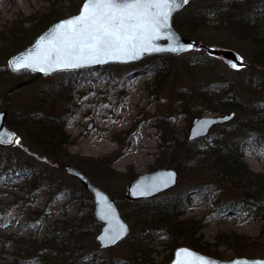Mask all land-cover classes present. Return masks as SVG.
<instances>
[{
    "label": "rangeland",
    "instance_id": "rangeland-1",
    "mask_svg": "<svg viewBox=\"0 0 264 264\" xmlns=\"http://www.w3.org/2000/svg\"><path fill=\"white\" fill-rule=\"evenodd\" d=\"M251 1L264 13V0ZM81 2L0 0V110H7V123L11 117L17 124L8 125L20 136L14 146L0 145V264H165L172 248L182 245L171 235L162 237L150 262L135 261L133 240L100 248L96 234L101 223L96 229L93 196L65 169L66 163L78 167L75 160L50 154L36 144L30 134L34 129L23 125L24 115L66 118L63 130L69 140L64 147L76 160L89 159V176L116 200L129 223L128 236L139 233L143 224L126 212L134 206L132 200H137L128 197L130 182L142 172L173 167L178 172L176 184L155 196L191 197V206L182 218L203 220L197 235L218 252L219 256H213L264 257V207L254 211L229 207L231 200H240V190L228 182L214 188L212 148L216 141L223 143L238 132L250 133L241 145L243 160L264 175L263 118L254 111L255 102L264 106V48L238 37L239 33L235 36L217 14L206 12L208 6L220 2L237 12V1L189 0L184 9L206 14V20H200L202 27L189 37L211 46H222L218 41L228 39V47L248 63L239 69L201 48L75 73L59 70L37 75L9 66V57L55 20L76 13ZM19 25L22 28L16 33L20 34L14 36L12 27ZM180 26L185 27L182 21ZM18 37L21 42L13 49L11 42ZM13 72L20 80L11 82ZM227 89L240 107L230 110L235 112L230 120L213 125L204 137L205 145L186 161L181 152L194 118L230 112L213 110L203 94ZM116 152L111 165H98L99 159L108 163L109 155ZM232 232L244 237H240L241 243H223L224 235Z\"/></svg>",
    "mask_w": 264,
    "mask_h": 264
},
{
    "label": "trees",
    "instance_id": "trees-1",
    "mask_svg": "<svg viewBox=\"0 0 264 264\" xmlns=\"http://www.w3.org/2000/svg\"><path fill=\"white\" fill-rule=\"evenodd\" d=\"M235 1H237L236 3L239 5L237 12L234 8H232V5L229 6L227 3L222 2L217 3L212 7L208 6V9H205H207V13L217 14L219 16V22L221 24H226V26L231 28V33L235 36L239 33L238 37L243 39L245 38L246 40H249V42L264 48V13L261 11V8L259 9V7L255 5V2L251 0ZM200 12L201 11H187L186 9L181 10L174 16L173 21L175 27L185 36L195 34V32L202 27L200 20H202V18L203 22L206 20V14L204 12H201V14ZM55 18H57V16H55ZM180 21L183 22L185 26L184 28L180 26ZM21 28V26L12 27V31L15 34L14 36L20 34L16 32H19ZM40 28L36 31L32 30V32L34 31L33 34L37 33ZM261 36L263 39H261ZM16 39L17 40H13L11 42L13 49L20 41L19 37ZM218 42L221 43L222 46L226 47H228L231 43L228 39L219 40ZM10 46L7 42L5 47L8 51L12 50ZM7 50L6 52H8ZM71 72L75 73L77 71L72 70ZM20 78L21 77L18 73L13 72L11 74V82H16L20 80ZM230 93L229 89H227L220 92L209 91L203 95L205 100L211 103L210 106L213 110L229 112L230 110L238 109L240 107L239 101L231 97L235 95L230 96ZM254 111L258 113V117L263 118L261 126L264 129V106H258L255 102ZM22 117L24 119L22 120L23 125H30V127L34 129L32 132L30 131V134L34 142L42 147L44 151L53 155L75 160V165L91 176L90 172L92 171L90 166H92V164L88 162L89 159L86 157H78L76 160L71 157L69 152L64 147V144H66L69 140L67 138L68 135H66L63 130V125L65 123L64 120H66L65 117L50 118L46 115L40 117L38 115H34L30 118L27 115H24ZM8 123L12 126L17 124L11 119V117L9 118ZM249 134V132H238L235 134L236 136L223 141V143H220L221 141H216V147H211L213 149L211 154L213 156L212 165L215 169L216 175L214 188H220L216 186H221V184L226 182L236 186L240 190L241 198L237 201L231 200L228 206H231L232 208L242 206L244 210L254 211L264 207V175L251 170L247 163L243 160L241 145ZM203 145H205L204 137L189 139L186 147L181 153L183 157L186 158V161L192 160L199 153L200 148ZM117 155V152L111 156L109 155V158H107L108 163H106L105 160L100 161L99 159L98 165H111ZM160 164L161 165L159 166H163V163ZM132 201L131 202L134 206L131 207L130 212H126H128L131 216L140 218L143 222L139 233L126 238L128 240H133L134 242L131 253L134 256L135 261L142 260L150 262L149 260H152V258L157 255V251L154 250V248L158 245V242L162 237L168 235H171L176 239L175 241L177 242V245L187 244L204 253L219 256L217 251L211 249V246L208 243L203 242L198 237L199 235H197L198 230H200V228L205 224L202 222L203 220L182 218L185 211L191 206L192 199L190 196L181 194H163ZM140 202L142 203V206L137 207ZM94 224L96 229H98L100 223L96 217ZM263 232L264 230H262V233ZM224 236L226 238L223 240V243H230L229 241L241 243L240 240L244 238L234 232L228 233ZM49 243L50 242L46 244ZM239 248L243 250V247ZM173 250L174 249L172 248L170 254L164 258L163 263L168 262L172 258ZM242 253L244 252L241 251L240 254ZM86 255L88 254L85 253V256Z\"/></svg>",
    "mask_w": 264,
    "mask_h": 264
},
{
    "label": "water",
    "instance_id": "water-1",
    "mask_svg": "<svg viewBox=\"0 0 264 264\" xmlns=\"http://www.w3.org/2000/svg\"><path fill=\"white\" fill-rule=\"evenodd\" d=\"M86 0H82L79 9L76 13L59 18L51 23L43 30L33 42L27 45L22 50L14 53L8 59L9 66L14 71L30 70L37 75L51 74L59 70H71L90 68L98 65H106L108 63H130L137 62L147 56L160 53H171L181 55L196 48H203L209 55L224 59L231 68L239 69L248 63L243 57L233 48L225 46H211L203 42H199L194 37H189L181 34L174 26L173 18L175 14L181 11L189 2L185 4L182 0H177V6L174 7L168 26L160 30L158 36L152 41V46L148 51L140 52L136 58H121V59H104L100 62L81 63L76 67H64L55 63H41L38 65L27 66L22 58L28 57L30 54L35 56L38 51H42L50 46V41L57 33V25L62 24L65 20L72 19L78 16L83 8ZM177 49L173 51L172 49ZM236 65V67H233ZM27 81L26 83L30 82ZM22 83L17 84L20 86ZM234 111H230L224 115L201 116L193 120L190 127L189 139L204 137L209 134L210 128L217 124L230 120L234 116ZM8 112L6 109L0 110V134H3L2 146H14L20 140L17 131L11 128L7 123ZM66 172L77 178L93 196V213L96 219L101 223L99 232L96 234V239L99 247L106 249L117 245L130 234V226L123 217L116 200L104 188L98 186L93 179L80 168L70 164H65ZM178 172L173 167H159L152 171L142 172L135 177L128 186V197L131 199L152 197L162 191L167 190L176 184ZM115 232H119V236L113 239ZM181 250H187V254ZM179 253V255H178ZM199 258L211 262V264H264V257H249L245 255L236 256L232 259H222L189 245H179L174 249L172 259L165 264H199Z\"/></svg>",
    "mask_w": 264,
    "mask_h": 264
},
{
    "label": "snow or ice",
    "instance_id": "snow-or-ice-1",
    "mask_svg": "<svg viewBox=\"0 0 264 264\" xmlns=\"http://www.w3.org/2000/svg\"><path fill=\"white\" fill-rule=\"evenodd\" d=\"M176 6L177 0H86L78 16L56 26L48 48L22 59L27 66L55 63L76 67L104 59L136 58L168 26ZM119 234L115 232L112 238ZM181 251L187 254V250ZM199 264L211 262L199 258Z\"/></svg>",
    "mask_w": 264,
    "mask_h": 264
}]
</instances>
